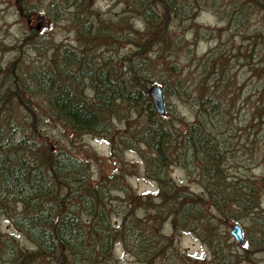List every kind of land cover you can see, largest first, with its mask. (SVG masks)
Instances as JSON below:
<instances>
[{
    "label": "trees",
    "instance_id": "trees-1",
    "mask_svg": "<svg viewBox=\"0 0 264 264\" xmlns=\"http://www.w3.org/2000/svg\"><path fill=\"white\" fill-rule=\"evenodd\" d=\"M43 1L49 16L53 11L60 22L78 21L77 39L83 37L85 43L78 48L54 45L46 64L40 62L28 73L0 63V217L24 236L22 242L0 231V260L117 264L111 249L120 245L140 264L165 258L167 264H239L241 254L249 264H258L248 256L252 248L264 252V210L258 209L264 173L252 169L260 165L255 157L263 156L264 83L256 86L249 113L242 116L237 106L242 85L230 70L236 63L233 34L247 20L238 21L235 13L250 7L257 14L264 10L261 0H226L232 11L219 18L227 27L203 26L194 18L203 3L219 0H114L123 12L104 20L93 0ZM13 5L24 12L44 11L28 0ZM263 33L264 28L250 40L260 42ZM224 37L230 42H223ZM203 39L211 44L199 53ZM119 43L128 46L121 67L111 65L109 55ZM91 50L105 53L106 67L87 59ZM257 54L255 77L264 73L259 65L264 52ZM153 85L164 98L181 99L194 118L179 119L180 129L176 109H167L165 101L159 114L149 95ZM24 93L31 97L23 99ZM121 104L135 112L141 108L143 117L137 127L126 125L128 131L115 141L111 127ZM53 128L56 136L49 130ZM65 132H70L71 145L64 142ZM82 134L107 135L113 159H98L89 145L80 143ZM123 150L138 156L145 179L156 184L159 202L150 211L138 208L149 206L152 195L137 194L123 179L131 163H115ZM112 160L115 170L109 167ZM103 162L106 166L100 168ZM179 166L197 174L199 191H187L172 178ZM229 220L243 225L246 240L233 250L225 248L227 252L213 225ZM165 221L172 223L176 238L194 234L207 244L211 260L203 263L178 245L170 248L160 232ZM197 230L208 237L203 240Z\"/></svg>",
    "mask_w": 264,
    "mask_h": 264
},
{
    "label": "rangeland",
    "instance_id": "rangeland-1",
    "mask_svg": "<svg viewBox=\"0 0 264 264\" xmlns=\"http://www.w3.org/2000/svg\"><path fill=\"white\" fill-rule=\"evenodd\" d=\"M4 0H0V63L4 64H13L15 66H18L17 73L20 74L22 69L25 68L26 73H28V69H33L34 66L39 65L40 62L44 65L46 64V60H49L51 58V55L53 52H51V49L54 45L56 46H75V47H81L85 43V39L81 37L80 39H77L78 31L74 24H80L78 21H72V22H60L59 19H56V14L58 12L50 11V16L46 12V10L43 7V4L46 2L43 0H28L32 3H36L39 8H42L44 11L40 12H24L21 11L19 8L17 9L13 3L15 0H8L9 3H3ZM262 4H264V0H261ZM92 4L96 8H98V13L100 16L103 15V20L107 19V17H116L117 13L123 12L124 8L121 4L116 3L114 0H93ZM42 5V7H41ZM194 6V5H193ZM249 5H246L244 7H248ZM233 6L228 3L226 0H219L216 2V4L211 5L209 3H203L201 5V9H198V12L195 14V20L197 24L208 26V27H227L228 23H226L225 19L219 18V13H229L232 11ZM228 9V10H227ZM197 11V10H196ZM237 11H241L236 9ZM259 11V10H258ZM30 14V15H28ZM28 16L31 17L30 22L27 23ZM38 16H43V19L40 21L38 19ZM70 17V15H68ZM235 16L238 19V21L244 22L246 20V24H243L240 27V30L238 31L237 36L233 34V41H234V47L236 56L234 58L235 64L234 67L230 70L231 76L236 77L238 86L242 85L241 92L239 93V98L237 101V106L240 108V113L242 116L249 113V108L252 105V100L254 99V90L257 85H260L264 83V73L261 74L259 77L254 76V71L252 70L253 67H257L254 64L257 58H259V54L255 55V52L260 50V52H264V33L261 39V41L257 43H253L254 41H251L250 38L253 36L257 31L264 28V10H260L255 13V11L252 8H248L247 10H244V14H236ZM221 17V16H220ZM55 18V19H54ZM70 19V18H69ZM68 19V20H69ZM66 21V18H65ZM38 23H41L39 29H36V26ZM173 23V21H172ZM255 28H257L255 30ZM33 30V31H32ZM228 31V29H227ZM232 33V32H229ZM25 36V37H24ZM207 40H201L198 42L196 48L199 53H203L208 48V45L211 43ZM228 40L227 37H224L223 42ZM257 41V40H256ZM119 46L117 49L112 51L113 54L109 53V55H112V64H115L119 67L122 66V64L119 62L122 60L123 54L126 51V44L123 43V46L121 43H119ZM128 47V46H127ZM100 50V48H99ZM93 52L91 50L88 53L87 59L90 60V62H96L99 64V67H106L103 62V56H105V53L101 51ZM105 51V50H104ZM255 56V57H254ZM254 57V58H253ZM164 64H167L169 62L163 61ZM187 67V61L185 62L184 66ZM255 65V66H254ZM259 65H264V61L259 63ZM4 66V65H2ZM27 68V69H26ZM264 68V66H263ZM103 69V68H102ZM24 70V69H23ZM193 71V70H192ZM263 71V69H262ZM260 71V72H262ZM156 74V72H155ZM193 75V72H192ZM198 80V78H196ZM264 88V87H263ZM22 95V98L27 100L30 95L24 93L20 94ZM164 98L165 103H169L170 108L176 109V118L178 120V126L181 129V124L185 123L188 118H194L191 110L187 108V105L179 99L177 96H172ZM263 101H264V92H263ZM134 105V104H132ZM121 109V113H124L123 116L121 113H119V117H114L112 121L113 127H111V130L113 133V139L115 141L118 140V136L121 133H124L125 131H128L126 129V125L128 128L137 127L139 123L141 122L143 111L141 108H138L137 112H135V107H127L126 105H119ZM166 111V107H165ZM163 115V114H162ZM179 119H182L183 123H180ZM53 132V135H55L56 128L49 129ZM45 130L42 131L43 135H45ZM70 136V132H65L64 142L68 143ZM107 135H94V134H82L80 143H83L85 145L90 146L91 152L98 158V159H113L110 153V143L106 139ZM249 137L251 139H254L256 135H253L249 133ZM44 139V137H43ZM66 139V140H65ZM49 140V139H48ZM124 154L121 155L120 158H116V165L117 166H123L126 167L125 164L119 163L120 160H123L124 162H129L131 165H129L128 170L131 172L129 175L127 173H123V179L126 183H129L132 189L135 190L137 194H143V193H149L152 195L150 200L148 199L147 202L149 203V206H140L138 208V211L140 213H144V211H150V209L153 207V205L157 204L159 202V196L157 195V189L156 184L152 182L151 180H146L143 174V163H138V156L131 153L129 150H123ZM263 156L256 158L255 161H258V164H260L257 167H253L254 172L257 174L264 173V148L262 150ZM247 158L250 156V153L246 152ZM137 160V162H136ZM112 161H110V170H115L114 166L112 165ZM137 165V167H133V165ZM100 168H103L106 166V163H100L98 164ZM252 166V165H251ZM118 171V170H117ZM172 178L182 184L185 187V190L187 191H199L200 190V183L197 179V174H191L188 173L187 170L181 166L175 167L172 172ZM123 193V192H122ZM124 194V193H123ZM122 194V195H123ZM169 196H166V199H169ZM260 201L264 205V189H262L260 193ZM233 221L229 220L225 224H221L220 222L215 223V227L213 225V231L218 235V239L221 241V245L223 249L229 248L231 250L238 248L242 246V244L237 243L230 235L229 228ZM164 223V222H163ZM235 223V222H233ZM240 227L242 228L243 236L245 238V232L246 230L243 228V225L237 222ZM198 224V223H197ZM9 220L6 217H0V231L2 233H9L11 236H13L14 239H18L20 241H24V236L19 233L17 230H15ZM172 226V227H171ZM200 230H202L201 227H199ZM160 232L164 235H167L169 247L172 248L174 246L177 247V245L182 250L187 251V255H193L195 258L204 259L202 261L203 263H207L211 260V248L207 246V244L200 241V239H197V237L192 234H182L178 238L177 231H175L172 223L171 225L169 222L165 221L164 224L160 227ZM199 237L204 238L208 237L207 234H205L202 231L197 230ZM225 236V238L223 237ZM246 240V238H245ZM174 241L175 245L172 244ZM228 242V243H227ZM212 245H214V242L211 241ZM227 244V246H225ZM218 245V243H217ZM229 246V247H228ZM115 255L117 264H140L138 261H136L134 254L127 253L120 245H116L114 247ZM227 249H225L227 251ZM254 248L251 249L252 253L248 256L249 260L252 261L250 258L253 257V259L258 260V264H264V252L259 250H255ZM228 252V251H227ZM170 257H173L174 260H176V257L174 255H169ZM240 259L237 261L239 264H249V262L244 259V256L241 254L239 255ZM158 261L156 264H167L168 260L165 258L157 259ZM0 264H9L8 261L0 260ZM142 264V263H141ZM191 264H194L191 262Z\"/></svg>",
    "mask_w": 264,
    "mask_h": 264
},
{
    "label": "water",
    "instance_id": "water-1",
    "mask_svg": "<svg viewBox=\"0 0 264 264\" xmlns=\"http://www.w3.org/2000/svg\"><path fill=\"white\" fill-rule=\"evenodd\" d=\"M38 19L40 21L43 19V16H38ZM30 21V17L27 18V22ZM41 23H38L36 26V29H39ZM149 95L152 99V103L154 106V109L159 113H163V96L161 93V89L158 86H152L149 89ZM230 235L234 238V240L239 243H244V237L242 235L241 227L238 223H232L229 228Z\"/></svg>",
    "mask_w": 264,
    "mask_h": 264
},
{
    "label": "bare ground",
    "instance_id": "bare-ground-1",
    "mask_svg": "<svg viewBox=\"0 0 264 264\" xmlns=\"http://www.w3.org/2000/svg\"><path fill=\"white\" fill-rule=\"evenodd\" d=\"M258 209L259 210H264V205L262 204V202L260 201L259 202V206H258ZM86 241H88V239L87 240H84V242H81L80 243V245L82 244V243H87ZM89 242V241H88ZM185 250V249H184ZM186 251V250H185ZM111 253H112V255L116 258V255H115V251H114V249H111ZM186 253H187V251H186Z\"/></svg>",
    "mask_w": 264,
    "mask_h": 264
}]
</instances>
